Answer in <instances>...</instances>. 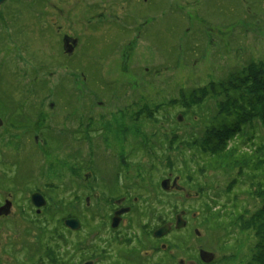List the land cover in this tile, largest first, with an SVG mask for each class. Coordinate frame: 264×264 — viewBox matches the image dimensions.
Instances as JSON below:
<instances>
[{
  "label": "rangeland",
  "instance_id": "rangeland-1",
  "mask_svg": "<svg viewBox=\"0 0 264 264\" xmlns=\"http://www.w3.org/2000/svg\"><path fill=\"white\" fill-rule=\"evenodd\" d=\"M66 35L80 40L72 55L63 50ZM1 49L0 114L13 117L27 129L28 125L34 129V117L43 116L46 126L38 141L32 138L29 145L21 142L6 147L10 157L15 156L9 171L14 172L19 189L0 191L1 199L13 201L11 213L0 218V264L40 262L45 256L44 250L39 251L42 246L60 250L66 264H81L91 255L79 256L75 241L85 234L76 230L66 233L65 225L59 228L58 217L73 213L84 231L99 230L106 237V220L111 212L105 197L121 192L124 183H128L136 207L126 217L131 219L127 232L133 237L141 236L144 224L155 228L162 218L173 219L184 209L190 210L191 216L204 214L209 208L214 216L221 211L217 222L214 218L210 223L217 240L223 233V225L218 226V222L238 223L244 215L245 220L263 223V121L255 118L250 123L254 127L245 129L247 136L250 129L254 130L251 140L245 136L231 143L241 145L239 152L249 156L242 174L239 169H214L210 165L214 158L203 156L200 147L191 148L190 144L193 136L202 139L207 127L216 124L218 99H206L191 108L187 102L191 90L234 79L252 64L264 62V0H6L0 5ZM146 105L155 110L158 122L136 116ZM81 114L93 130L90 137L86 134L78 140L68 131H76L73 122L77 118L80 122ZM109 119H120L122 127L128 128L123 134L127 138V156L123 158H127L126 169L133 177L127 181L115 179L119 166H123L118 164L119 148L113 150L117 142L109 140V127L103 128ZM139 119L141 133L147 138V154L135 129L127 125ZM170 159L175 162L174 176L180 175L179 184L185 188L182 196L161 187V179L172 172L168 169ZM78 163L85 168L84 175L91 172L96 178L86 182L83 175L88 183L83 185L93 184L96 191L90 190L89 208L84 196L89 191L63 188ZM5 174L8 177L9 173ZM7 177L2 179L3 184L11 182ZM38 191L48 203L64 198L74 202L70 208L43 217L41 212L37 221L42 224L36 222L35 226L37 213L30 197ZM81 194L82 200L75 199ZM134 197H138L136 201ZM23 208L33 223L27 222L21 213ZM190 228L175 230L163 239L169 242L177 238V261L191 254L186 250L191 242ZM231 231L230 237L219 242L207 233L208 237L198 239L196 245L204 243L218 254L230 255L228 252L237 251L236 240L240 257L249 259L255 235L239 226ZM200 232L204 234L201 227ZM154 237L146 242L156 244ZM88 242L84 248H88ZM114 246L126 263L149 264L141 257L135 262L128 246ZM218 254L220 261L222 256ZM166 258L164 264H176ZM244 258L229 264H245Z\"/></svg>",
  "mask_w": 264,
  "mask_h": 264
},
{
  "label": "flooded vegetation",
  "instance_id": "flooded-vegetation-1",
  "mask_svg": "<svg viewBox=\"0 0 264 264\" xmlns=\"http://www.w3.org/2000/svg\"><path fill=\"white\" fill-rule=\"evenodd\" d=\"M66 37H71V38H77L78 39V44L77 47L79 45V38L78 37H72L70 35H66ZM65 39V38H64ZM63 45H64V40H63ZM77 47H75L74 52L77 50ZM2 49L0 50V53H2ZM14 52V50H13ZM73 52V53H74ZM12 58V57H10ZM158 107V106H157ZM137 115V113H136ZM79 118H82L83 115H79ZM125 114L122 115V118L124 119ZM35 119L32 121L33 125H34V129L31 128L28 125L27 129L24 125H21L20 122L18 120L13 119V117H9V115H1L0 114V191L3 190H10V191H15L19 189V184L17 181H14V172L13 171H9L10 168H12L15 164V161L13 158H15V156L12 154V156L10 157L9 155V151L6 150V147H11L12 144L16 145H20L22 143H27L29 145V143L31 142L32 138L35 141H38L39 138H41V132L43 130V128L46 126L44 124L45 122V117L41 116L39 119H36V117H34ZM43 118V119H42ZM86 121V120H85ZM85 121L83 120V118L81 119V121L79 122L78 118L74 120L73 123L76 122L77 124V128L76 131H73L71 129L70 134H73L76 139H82L87 137L86 134L90 137L91 131L93 130L91 123H85ZM140 120H136L134 121H129L127 124L128 126L130 125V127L134 128V134L137 135L140 138V141L143 143L144 142V138L142 137L143 135L138 133V128L140 129L138 122ZM150 121V120H149ZM158 121V118H157ZM90 122V121H89ZM153 122V121H150ZM125 123V122H124ZM89 125V126H87ZM36 126V128H35ZM48 126V125H47ZM107 128L106 130L109 131V137H110V141H116L117 142V146L115 147V149H113L115 152H117V149L119 148L120 152L118 154L120 161H119V165L123 166L120 167L117 170V177H115L116 180H121L119 178H123L124 180L127 181V178L133 177V175L131 173L128 172V170L126 169V162H128L127 158H125L127 156V153H125L124 150V144H126L127 142V138H123V134H125L126 132H128V128L122 127V120L120 119H109L108 123L104 125L103 128ZM131 128V129H132ZM84 129L87 130L86 132H84ZM123 129H127V131H123ZM76 132V133H75ZM94 132V131H93ZM141 132V130H140ZM93 135V134H92ZM112 137L114 138H111ZM96 137V136H95ZM22 142V143H21ZM112 145V143H111ZM143 149L145 150L144 153L147 154V151L144 147V145H142ZM123 156H125L123 158ZM4 165H7L9 168L6 170V168H4ZM174 165L175 162H173L172 159H170V165H169V170L171 172V174H169L167 177L161 179V187L162 186V181L163 180H169V184H168V189H164V190H173L175 192H178L181 196L184 193V186L182 187L179 183V176L180 175H175L174 176ZM124 168V169H123ZM15 168H13L14 170ZM84 167H82L79 163L77 165H75V168L73 170H71L70 174H69V178L65 180V182L63 183V188L65 191H67V189H70V187H74L71 189H74V191H76V189H80L81 191H89L92 190V192H96L95 191V187L93 184H90L88 186L85 187L86 182H90L89 180H94L96 179L94 177V173H85V175L83 174L84 171ZM121 169H123V171H121ZM5 173H9L8 177L6 176ZM178 174V173H176ZM83 175L84 178H86V182H84L85 180L83 179ZM5 177L9 178L11 182H6L3 184L2 179ZM95 181V180H94ZM136 182V181H135ZM174 182H176L174 184ZM83 183H86L83 185ZM122 191L118 192L117 194H111L110 196L105 197L106 200H108L106 204L107 207H109L108 213H110L108 215V218L106 220L107 222V232H106V237H102L99 234V230L95 231V230H91V231H84V225L82 224V222L79 220V218L75 215V217H70V218H75L77 219L80 223H81V227L80 229L76 230L77 232H83L84 238H76L75 244V252L78 253L79 256L82 255L83 258L86 257V255H91V256H87V260H85L84 262H82L81 264H129L126 263L123 259H121L119 257V252L117 251V248L114 246L115 243L118 244H123L128 246V251L133 252L134 253V261L138 259V257L142 258V261H145L147 263H151V264H164V258H169V260H172L174 263L176 264H229L231 262L236 261L237 259H242L244 257H240L239 252H240V247L238 246V244L236 243V240H234V246L237 249V251H231L228 252L230 253V255H226L227 253L221 254L222 256V260L219 261V259L216 257L215 254H218V252H216L215 250H211L210 247H207L206 245L197 243L198 239H202L204 237H208L207 233L211 236L212 240L219 242L221 241L224 237H230L231 234V230L235 227L238 226L236 223L234 224H222L220 222L217 223V225H223V233L220 236V239L217 240V235H216V231H212L213 228L211 227V222L214 221V214L213 213H209L212 212L213 210L209 211L207 210L204 214L203 211L202 213L199 212V214H189L190 210L184 209L181 210L177 213H175L173 219H164L160 216V219L162 218V223L157 225L155 228L150 229V227L146 224H144V229L143 231H141V236L138 235V237H133L131 235V233L128 234V229L131 227V219H127L126 217L128 215H130L131 213H133V211L135 210V205L131 202V198L132 195L130 194V188H128V183H124L122 185ZM40 192V191H39ZM89 192L85 193L84 196H86V205L87 208H89V204H90V198H89ZM91 192V193H92ZM90 193V194H91ZM42 195L46 198V196L42 193ZM97 196H99V194H95ZM82 194L79 196H75V199L77 200H82ZM138 197H134L133 200L136 201ZM31 199V197H30ZM47 199V198H46ZM66 198H64L63 200L66 202H71V204H73L74 201L72 200H65ZM102 199H100L101 201ZM7 201H11L12 202V206H13V201L6 198V199H1L0 198V208L2 206H4ZM48 201V199H47ZM32 203V202H31ZM48 205V203H47ZM46 205V206H47ZM34 206V205H33ZM45 206V207H46ZM72 206V205H71ZM35 207V206H34ZM43 207L41 209V212L43 211V209L45 208ZM36 208V207H35ZM123 209H128V211L122 213L119 218H120V222L116 227H113V219L115 217L116 212H118L119 210H123ZM37 213L38 209H34ZM137 210V209H136ZM11 211H12V207H11ZM40 212V213H41ZM11 213V212H10ZM140 213H144L143 211H140ZM155 213V212H154ZM152 213V214H154ZM9 215V214H7ZM5 215H1L0 214V218L3 217V219L7 216ZM179 217L181 218V225L182 227H178V220ZM70 218H66L70 219ZM200 220V221H199ZM105 222V221H104ZM217 222V221H216ZM64 225H65V221H64ZM170 226V229L167 233L163 234V236L161 237H156L154 235V232L160 228H163V226ZM195 225V226H194ZM200 225V226H199ZM209 225V226H208ZM66 226V225H65ZM190 228V243H188L186 245V250L188 252H190L191 254H189V257H183L184 259H180L179 261L176 260V256H175V252L178 253V249L180 248V244L178 243L177 238H174V240H170L169 242H164L163 239H166L170 233H173L175 230H177L178 232H183L185 229ZM200 227L203 229L204 234L201 235L200 232ZM66 228H68L66 226ZM207 228V229H206ZM69 230H71V233L68 234H73V232L75 230H72L70 228H68ZM215 230V229H214ZM93 231L95 232L93 235L89 234V232L93 233ZM90 236L94 237L95 239L92 238V240L90 242H88ZM152 236L156 239V244H152L149 245L146 242L147 238H152ZM216 239V240H215ZM231 241V239H230ZM229 241V243H230ZM88 242V248H84V243ZM215 242V243H216ZM193 243V244H192ZM101 246H105V247H101ZM252 249V248H251ZM251 249H250V254H249V259L244 258V260L242 261H246L245 264H249L251 261ZM86 250L87 253H81V251ZM89 250V251H87ZM144 254V255H142ZM165 254V256H164ZM218 254V255H220ZM162 256H164V258L162 259ZM100 257L102 259H100ZM144 258V259H143ZM166 258V259H167ZM231 259V260H229ZM94 260V261H93ZM107 260L106 263H102L105 262ZM102 261V262H100ZM135 261V262H136ZM131 264V262H130Z\"/></svg>",
  "mask_w": 264,
  "mask_h": 264
},
{
  "label": "trees",
  "instance_id": "trees-1",
  "mask_svg": "<svg viewBox=\"0 0 264 264\" xmlns=\"http://www.w3.org/2000/svg\"><path fill=\"white\" fill-rule=\"evenodd\" d=\"M63 50L64 53H66L64 45ZM232 78L234 79H228L221 82H210L202 88L191 90V93L189 94V101L187 102L188 108L195 105L200 106L206 99L216 98L218 99V110L214 118V122L216 124L211 127H207L202 139L197 136H193L190 147H200V152L203 156L207 155L211 157V159L214 158V162L210 163L212 168H221L228 172H233L234 170L239 169V174H242V172L247 169L245 165L248 164L247 161L249 159L247 158L249 156H247L245 152H239L241 145H231V143L234 140H243L245 136L248 141L252 139L254 130L251 131V129L254 126L252 124L250 125V123H253L255 118L257 120L261 119L264 124V62L257 65L252 64L241 74L239 72ZM257 88L258 90L253 92V90ZM176 102L177 100L174 101V103ZM160 106H162V104L156 107L155 110H158ZM155 110L150 109L146 105L137 112L136 116H140V119L148 118L150 121L158 122L156 115H154ZM248 127H251V129L249 128L250 131L247 136L245 129ZM138 133L143 135V145L146 147L147 138L140 132L139 128ZM245 144L248 143L246 142ZM250 155L252 154L250 153ZM127 166L128 165H126V167ZM138 167L140 168V166ZM234 183H236V181H234ZM51 186L53 185L50 184V187ZM71 205V202H66L62 199L54 200L52 203H48V205L43 209L42 217L54 210L57 212L62 211L66 206L67 208H70ZM208 210L211 211V208ZM34 212L36 214V211ZM21 213L29 220L30 214L25 208L22 209ZM263 214L261 215L262 217ZM222 215L223 213H221V211H219L218 214H215L216 221ZM73 216L75 217L73 213H69L58 217L57 222L59 223V228L61 229L64 226L66 218ZM256 216L257 213L255 214V217ZM36 217L37 219L34 221V225L36 222L39 223V221H37L38 218H40L39 215L37 214ZM32 221L33 219H30L27 222L33 223ZM236 224L240 227V229L255 235V242L253 244V248L251 249V261L249 264H264V218L262 223L256 220L251 221V218L245 220L244 215L243 217L241 215L239 222ZM41 227L42 226L39 225V228ZM67 230L68 233L69 231L71 233V230ZM62 231L65 232L64 230ZM43 250L45 256H42L39 259L40 262L37 260L35 264H66V261L61 257L60 250H56L51 246L39 247V251ZM44 257H46L48 261H45L46 258L44 259Z\"/></svg>",
  "mask_w": 264,
  "mask_h": 264
},
{
  "label": "water",
  "instance_id": "water-1",
  "mask_svg": "<svg viewBox=\"0 0 264 264\" xmlns=\"http://www.w3.org/2000/svg\"><path fill=\"white\" fill-rule=\"evenodd\" d=\"M5 1L6 0H0V5L4 3ZM77 44H78L77 38L65 37L64 39L65 52L67 54L72 55ZM169 182L170 181L166 179L162 181V186L164 189H168ZM175 183L176 182H174V184ZM31 202L38 209L37 213H40L41 209L47 205V199L39 191L32 194ZM11 207H12V202L7 201V203L0 208V214L1 215L9 214L11 212ZM126 211H128V209H123V210H119L118 212H116L115 217L113 219V227H116L119 224L120 222L119 216ZM180 222H181V218L179 217L178 224H177L178 227H182ZM65 225L72 230H78L81 227V223L75 218H70V219L65 220ZM169 229H170V226L165 225L163 226V228L156 230L154 232V235L156 237H161L163 236V234L167 233Z\"/></svg>",
  "mask_w": 264,
  "mask_h": 264
}]
</instances>
